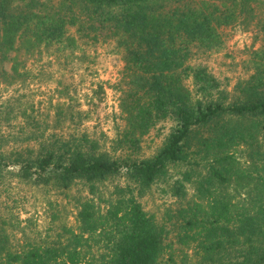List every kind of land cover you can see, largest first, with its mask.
I'll use <instances>...</instances> for the list:
<instances>
[{
  "label": "trees",
  "instance_id": "obj_1",
  "mask_svg": "<svg viewBox=\"0 0 264 264\" xmlns=\"http://www.w3.org/2000/svg\"><path fill=\"white\" fill-rule=\"evenodd\" d=\"M262 1L0 0V60L13 78L37 54L96 43L102 28L123 63L112 152L84 130L60 131L81 123L62 103L49 126L26 116L27 144L10 155L0 146V178L11 161L22 181L61 192L80 182L87 193L74 198L75 226H63L62 240L17 249L0 222V264H176V247L198 264H264V35L231 91L192 59L219 51V29L247 24ZM151 133L160 145L141 157ZM122 170L125 182L96 203L98 184ZM155 184L175 199L160 217L141 201Z\"/></svg>",
  "mask_w": 264,
  "mask_h": 264
},
{
  "label": "rangeland",
  "instance_id": "obj_2",
  "mask_svg": "<svg viewBox=\"0 0 264 264\" xmlns=\"http://www.w3.org/2000/svg\"><path fill=\"white\" fill-rule=\"evenodd\" d=\"M253 16L247 24L235 23L219 29L223 42L219 51L197 53L192 58L205 61L221 80L227 81L230 91L239 79L252 71L249 54L259 47L264 35V0L254 4ZM99 31L96 43L79 44V49L70 55L48 57L43 52L31 57L23 68L20 67L21 76L16 78L10 76V63L0 60V146L8 155L21 144L28 143L23 140L27 133L18 128L22 126L26 131L31 128L26 125L27 115L35 118L40 126H49L54 107L61 103L68 109L79 111L80 116L74 120H81V123L77 126L73 122L65 124L60 131L84 130L99 142L102 150L112 152V139L123 124L117 91L123 63L113 49L109 31L106 28ZM160 142L152 133L145 136L140 156L152 155ZM124 182L122 170L115 178L98 184L94 197L96 203L103 205L99 196L108 198L114 184ZM164 187L162 184L153 185L141 199L143 207L157 217L165 208L175 205V199L163 192ZM85 194L86 188L80 182L61 192L22 181L9 161L0 178V222L4 223L17 249L33 243L49 244L59 238L62 240L59 234L63 226H75L74 198ZM98 249L93 246L90 250L98 254ZM171 251L176 264H198V256L192 250L183 252L176 247ZM167 256L165 254L163 259ZM92 262L100 263L97 258ZM92 262L85 259L81 264Z\"/></svg>",
  "mask_w": 264,
  "mask_h": 264
}]
</instances>
